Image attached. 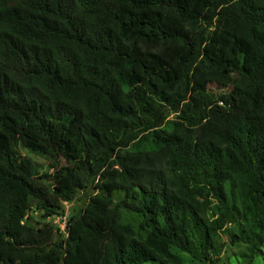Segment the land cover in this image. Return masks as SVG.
Wrapping results in <instances>:
<instances>
[{"label": "trees", "instance_id": "trees-1", "mask_svg": "<svg viewBox=\"0 0 264 264\" xmlns=\"http://www.w3.org/2000/svg\"><path fill=\"white\" fill-rule=\"evenodd\" d=\"M263 244L264 0H0V264Z\"/></svg>", "mask_w": 264, "mask_h": 264}, {"label": "rangeland", "instance_id": "rangeland-1", "mask_svg": "<svg viewBox=\"0 0 264 264\" xmlns=\"http://www.w3.org/2000/svg\"><path fill=\"white\" fill-rule=\"evenodd\" d=\"M213 89V88H212ZM214 90V89H213ZM23 154L27 155L33 162L35 170L38 174H41L45 170H48V172H53V169L50 168L48 169V161L41 157V156H36L33 154H29L26 151H22ZM61 164H63V161H61ZM82 200H85V197L83 195L80 196ZM76 207V204L74 202H65L64 203V208L65 212L62 217H57V218H46L42 219L41 216L42 214L39 212H35L34 210H29L28 213L33 216V223L34 222H51L54 226H57L61 232H64L65 228V220L69 216L71 210ZM261 253H258L257 255H254L250 257L249 255L247 256H232L233 252H239L243 250V247H240L239 249H233L230 246H226L223 250V253L221 255V258L223 262H227L229 259H227L229 256H232V264H264V244L260 247ZM186 261L183 264H202L198 261H195L191 258H186Z\"/></svg>", "mask_w": 264, "mask_h": 264}]
</instances>
